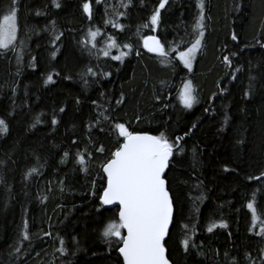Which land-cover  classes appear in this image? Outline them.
I'll return each mask as SVG.
<instances>
[{
    "label": "trees",
    "instance_id": "1",
    "mask_svg": "<svg viewBox=\"0 0 264 264\" xmlns=\"http://www.w3.org/2000/svg\"><path fill=\"white\" fill-rule=\"evenodd\" d=\"M118 1L57 0L56 8L51 0H19L17 45L25 39L26 25L35 33L26 41L18 76L14 54L0 57V119L8 126L0 135V264H8L16 247L22 251L15 264H118L115 244L109 248L101 236L118 209L101 207L98 199L105 186L101 167L118 139L116 123L134 132L163 131L172 139L198 125L184 137L185 152L175 156L167 171L174 199L168 242L174 264H230L233 258L236 264H260L264 237L256 233L264 221V179L249 181L248 176L264 172V0H204L205 36L191 73L176 57L198 34L193 30L197 0H169L155 31L143 25L159 0H143V6L141 0H132L127 8V0ZM7 3L0 0V15ZM84 3L92 8L91 19ZM37 10L44 15L37 16ZM45 26L48 31H43ZM89 30L97 32L95 48L91 42L78 43L91 41ZM152 34L165 47V57L143 48L142 40ZM109 37L116 47L108 49ZM125 43L133 51L123 62L112 60V55L128 51ZM225 55L231 67L223 63ZM88 68L96 75L88 74ZM104 72L111 75L103 77ZM49 75L52 82L45 84ZM249 76L256 77L251 90ZM186 79L196 89L197 103L190 110L178 99ZM37 117L40 123L33 128ZM101 145L103 153L97 151ZM78 153L84 155V166L77 161ZM31 168L37 173L25 179ZM201 181L206 199L194 207L190 197L199 195L194 185ZM249 202L260 214L255 226ZM25 221L27 241L22 239ZM221 221L228 227L206 231L210 223ZM185 224L195 226L193 241L200 246L188 254L179 247ZM61 238L66 256L57 251Z\"/></svg>",
    "mask_w": 264,
    "mask_h": 264
},
{
    "label": "snow or ice",
    "instance_id": "2",
    "mask_svg": "<svg viewBox=\"0 0 264 264\" xmlns=\"http://www.w3.org/2000/svg\"><path fill=\"white\" fill-rule=\"evenodd\" d=\"M52 4L56 8H60V4L57 0H51ZM99 4L101 0H96ZM132 0H127L124 5L125 8L129 7ZM169 0H159L158 6L154 8L148 20L143 26L150 27L153 31L161 23L162 9H165ZM143 6V0H141ZM198 12V18L195 20L193 30L198 33L194 39V42L186 48L184 51H178L177 59L183 65L184 69H187L189 73L193 70V61L196 59L197 53L201 49L202 41L205 36V2L204 0H197L196 4ZM83 11L88 15L89 19L92 18V8L89 3L83 4ZM107 14V12H106ZM37 16L44 15L43 12L37 10ZM119 15H126V13H120ZM18 20H19V0H8L6 7L4 8L3 15H0V57L7 58V53L11 51L15 56L17 65L16 75L20 74V66L23 62L25 55V45L27 39L35 33V29L31 26H25L27 31L25 32V39L18 40ZM110 21H106L109 23ZM112 27L124 30L121 24L111 22ZM48 27L45 26L43 31H48ZM52 31H55V21H52ZM38 34V33H36ZM55 35L54 39L59 40L60 36ZM97 32L89 30L88 36L91 41H80L78 43H92V48H95V39ZM111 43L108 44V49L116 47V40L109 37ZM232 40H237V35L233 34ZM261 47H264V43H261ZM123 48L128 51H122L119 55H112L111 59L114 61L123 62V58L128 56L133 51L131 44L125 43ZM143 48L148 53H155L161 58L167 55L165 47L154 36H147L143 39ZM91 52V50H89ZM104 56L108 57L110 52L104 50ZM137 56L140 55L136 50ZM56 53L52 52V56L55 57ZM235 55V54H233ZM223 63L229 67L232 66V60L228 55L223 56ZM35 61L36 57H32ZM88 74L96 75L91 68L87 70ZM103 77L111 75L109 72L101 74ZM236 77L233 75V79ZM256 80V77L249 76V89L253 87L252 82ZM52 82V76L49 75L45 84ZM87 83V81H85ZM164 82H162L163 84ZM195 87L191 80H185L183 87L178 93V99L183 109L190 110L194 104L197 103V97L195 95ZM16 88H12L13 96L15 95ZM248 92L245 93L247 97ZM104 96V93H101ZM216 94L213 95L212 100H215ZM158 102H163L161 96H156ZM123 101V94L121 100ZM79 102V101H77ZM96 104V101L92 102ZM168 107L167 104L164 105ZM64 111V109H61ZM210 111L209 108H205V112ZM108 117L105 116V119ZM139 119V117H138ZM228 116L225 115V125L228 123ZM40 123L39 117L36 118L35 123L31 127L35 128ZM52 124L56 125L57 121L52 120ZM96 127L103 131L98 121ZM198 127L197 124H193L191 128L184 133V136H176L172 139L165 132L160 131L159 134H151L148 131L134 132L129 131L124 123H116L115 131L118 133V139L115 147V151H112L110 157L102 164V172L106 178V184L103 187V191L99 194L98 199L101 207L108 205L118 206L116 217L109 220L101 231L102 238L108 243L109 248L115 244V250L119 254L118 264H174L169 255L168 242L171 239L170 226L174 222V199L170 193V181L167 176V171L170 169L172 160L176 155L183 154L185 152L182 147L184 137L192 133L194 128ZM223 130V129H222ZM8 132V126L4 119H0V135ZM122 138V141L119 139ZM76 141H73L75 143ZM243 141H238L242 143ZM98 152L103 153L104 148L101 145ZM193 156L196 155V148H193ZM67 156V153H65ZM77 161L81 166L86 164L83 154H77ZM3 161H0V165ZM83 171H87L86 167H82ZM228 171L227 168L224 169ZM36 168H31L25 175V179L33 173H37ZM264 179V172H261L259 176H248V180L260 181ZM0 183H3V178L0 177ZM201 182L194 185V188L199 192V195L190 197L193 201L194 207L198 202L206 199L203 191H201ZM63 191V189H61ZM95 195V193H94ZM255 194H253V201ZM246 207L252 214V225L255 226L257 220L260 219V214L257 208L254 206V202L247 203ZM100 209H97L99 211ZM198 212L199 209L196 208ZM189 227V225H183L184 235L179 241L180 249L188 254L192 249L199 248L193 241L195 232ZM227 228L228 225L223 221L219 223H210L207 226L206 231L212 233L215 228ZM45 236H50V232H44ZM257 236L264 237V221L261 222ZM22 239L30 240V236L27 232V221H25V231L22 234ZM75 239V238H73ZM61 247L57 249L62 256L68 255V250L65 247V241L60 239ZM78 244V242H77ZM77 250L79 248L77 247ZM22 249L20 247L14 248L12 253H9L10 260L8 264H15V261L19 259V254ZM202 251H198L197 255H204ZM39 255V253H37ZM75 255V252L72 253ZM225 259H228V253L225 254ZM246 259L251 257L246 254ZM22 264V262H21ZM70 264V262H69ZM230 264H236L233 258ZM260 264H264V249L260 252Z\"/></svg>",
    "mask_w": 264,
    "mask_h": 264
},
{
    "label": "water",
    "instance_id": "3",
    "mask_svg": "<svg viewBox=\"0 0 264 264\" xmlns=\"http://www.w3.org/2000/svg\"><path fill=\"white\" fill-rule=\"evenodd\" d=\"M148 36H154V37H156V39H158L159 40V38L156 36V35H148ZM147 37V36H146ZM145 38V37H144ZM142 46H143V40H142ZM101 172H102V167H101ZM103 173V172H102ZM104 175V174H103ZM105 184H106V178H105ZM106 208H109V209H111V208H114V207H117V209H118V206H116V205H108V206H105ZM117 254H118V252H117ZM119 255V254H118Z\"/></svg>",
    "mask_w": 264,
    "mask_h": 264
},
{
    "label": "rangeland",
    "instance_id": "4",
    "mask_svg": "<svg viewBox=\"0 0 264 264\" xmlns=\"http://www.w3.org/2000/svg\"><path fill=\"white\" fill-rule=\"evenodd\" d=\"M118 2H120V0L118 1ZM178 55V54H177ZM194 62V61H193ZM186 80H189V79H186ZM182 87H183V83L181 84V86H180V90L182 89Z\"/></svg>",
    "mask_w": 264,
    "mask_h": 264
}]
</instances>
